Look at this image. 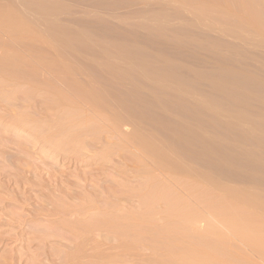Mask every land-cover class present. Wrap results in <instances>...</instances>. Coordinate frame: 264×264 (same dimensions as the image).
Masks as SVG:
<instances>
[{
  "label": "rangeland",
  "instance_id": "1",
  "mask_svg": "<svg viewBox=\"0 0 264 264\" xmlns=\"http://www.w3.org/2000/svg\"><path fill=\"white\" fill-rule=\"evenodd\" d=\"M39 4L41 6H39ZM49 5H51V7ZM33 6L36 8H34ZM2 7H4L5 9H11L10 11H14L16 15L18 14L19 17L21 16L23 20L26 17V20L24 21H27V23L31 21L32 25L39 24L37 26H31L35 29L37 28L36 30L38 31L40 30L41 34H44V29L46 33V31L49 30L47 26L51 25L50 31L52 32V35H49L50 31H48L49 33H47L48 38H54H51V40L53 41H56L55 38L57 37H59L58 39H60L62 35V38L68 39L67 46H61L62 44L66 45L65 42L67 40L65 41V39H60L61 41L64 40V43L58 41V44L56 43L57 47H55L57 48V50L52 49L53 52L50 51V47L49 51L46 50L47 48L45 49V47L48 46H45L44 43H42L43 47L41 48L40 45L42 44H38V46L34 41L36 43L34 44L35 47L37 46V49L35 51L36 53L39 52V54L37 53L39 57H44L48 54L46 57L49 59L61 58L67 63L70 68H72L71 66L73 65L74 70L72 68L73 72L71 71L73 74V78H71V75H68L71 79L68 78V76H63L67 73H64L62 74V76H60L62 72H58L61 71L59 70L61 68L58 67L59 64H57L56 62L55 64H57L58 66L55 65V70H53V66L52 71L55 72L58 69L59 71L56 72L59 75H57L56 73L54 74V72L52 71L49 72V70H51V67H48V69H50L47 70L45 64L38 65L37 62H35L37 61V57H35L37 56V54H35L34 46L32 45L34 42L30 44V42L28 43V40H26V42L22 44V46L20 42L23 43L25 40L18 42L13 40L14 43H12L11 41L8 42L11 39V36L8 35L10 37L7 38L6 36L8 33L5 32V36L2 34L4 32L0 33L2 35L0 36H4L3 38L6 39L5 40L2 38L3 40H0V44L2 43L4 49L8 47L6 49L7 51L11 49L7 52L0 45V63H2L0 64V67L1 71H5L4 73L6 75V78L4 79V75L0 72V81H2L0 84V264H82V262L84 264H89L88 262L90 261L88 258H86V260H84V258L82 261V259H80V257H78L77 255L81 256L83 254L84 256V254L87 253L85 254L86 256L88 254L91 255L94 253H102V256L103 254H107L108 256H105L109 257L113 252H115L114 250L112 251L108 249L109 243L112 245H116L118 244V242L112 239V235L110 236V238L115 242L112 243L110 239H107L108 236L106 235L108 233L104 231V233L102 231L93 233L95 230L88 231V226H90L89 224H91H88V222H90L92 219L95 220L97 218L100 220L102 217L101 215H103L102 212L108 213L111 219V217H113L114 215L111 216L110 214H114L117 209L119 211L117 212L120 215L116 212L114 217L118 215H124L125 217V215L128 214H136V212H138L143 206L145 208L143 202H145L146 200L144 201L145 198L143 197L147 196V199H151V197L148 198V195L144 193L150 192L149 196H151L153 193L151 191H157L154 188L157 189L159 186L160 187L158 188V191L161 190L160 192L164 193V189H166L165 191L167 192V196L170 192H174V194L172 193V195H169L167 198L170 197L172 198V200H174L176 196H180V200L182 198L184 202L188 201L187 203L192 204L191 206H195L194 209L200 208V210H202L201 213L203 212L205 216L206 214L207 216L209 215V210L203 211V208L199 207L203 204V201H206L208 199L207 202H210L212 199H214L211 203H216L215 205H212L209 202L208 203L210 204L209 207L215 208L217 203H221V201L225 200L224 206L218 204L216 208H221L222 206H230L232 208H235L236 205V210H234L237 211L238 205H240L242 207H239L238 210H240L241 213H245L243 214L244 216H246L247 213H250V211H248V208H250L251 212L253 213H250V215L252 214L251 216H254L255 219H257L255 217L257 216L260 222L263 223L264 220L262 221V219H264V215L262 211H264V205H261L264 204V0H0V9ZM38 7L39 9H37ZM40 9H48L47 11L44 10L43 13H47L50 10H54L56 11V13L54 11H50L51 14L49 12V14H41L38 11ZM1 10L4 9L2 8ZM22 15H24L25 17H22ZM28 16L31 17L29 18ZM48 21H50L51 23ZM55 21L57 24L55 23ZM40 23L46 24L43 26ZM53 24L56 26V28H54L55 26ZM57 25L59 30H63L65 28L64 32L67 34L64 35L65 33L63 34V31H59L60 34L62 33L60 36V34L55 30L57 29ZM41 26L43 27L41 28ZM52 27L54 29H52ZM70 27H72L71 29L73 31L69 29ZM47 28L48 30H46ZM74 29L76 31H74ZM53 30L56 35L53 34ZM47 33L46 35L44 34L45 37H47ZM68 33L71 36H68ZM77 33L80 37L76 36ZM72 34H74V37L72 36ZM69 38H71V41L73 39L75 43L73 44V41L71 43ZM77 38H79L80 41ZM74 39H76L77 41ZM90 39L92 40L89 41ZM95 41L96 43L99 42L101 46L98 43L96 44ZM59 42H61L62 44L60 45ZM88 42H91V44ZM3 44H5L6 46ZM29 44L33 46V49L29 47L30 51L27 48L28 46H30ZM72 44L74 45V47ZM114 44H116L117 50H115L116 47ZM58 45L61 46L62 49H58L60 48L58 47ZM110 46H113L114 48H110ZM75 47H77L76 49L78 51L75 49ZM70 48L73 51L70 50ZM54 50L57 51L55 54ZM59 50H61L62 52ZM68 50L71 53L74 52L75 55L73 53L69 54ZM123 50L126 51L124 52ZM127 51L128 53L130 52V54L131 52H133V54H131V56L130 54L127 55ZM28 52L29 56L27 54ZM60 52L61 54L63 53L62 56L65 59L60 56ZM120 52L123 53L121 54ZM134 52L136 55H134ZM103 54H105L106 56ZM114 54L115 56H113ZM12 55H19L22 57L21 59L17 58V61V59L15 58V60ZM137 55L139 58L137 57ZM9 56L13 57V59L17 62L16 63L14 61V63H12H16L19 66H17L18 68L15 67V65L13 66L11 62L9 63L11 66L10 68L8 62L6 63L4 61V59ZM100 56L104 57L102 58ZM129 56L131 57V59H129L128 61ZM29 57H34V59H29ZM22 58H24V60ZM71 58L73 59V61H71ZM105 58L106 60L109 59V61H107L108 65L105 62ZM110 58L112 59V62ZM133 58H136V63L131 62L132 60H134ZM140 59H147V63L144 60H142V62ZM10 60H12V58ZM124 60L128 62H124ZM34 62L39 66L40 69L39 70L37 66L38 70L36 69L37 72L35 75V69L33 68L36 67V64ZM149 62L150 64H148ZM5 63L7 64V66ZM22 63H27V67L30 65L34 72L30 67L26 68V66H24V64L22 65ZM103 63H105V66L103 65ZM125 63H127L128 66ZM134 64H136L137 66H134ZM40 65H42V68H40ZM43 65H45V67ZM131 65L133 66V68H131ZM12 66L15 67L16 70L15 68L12 69ZM112 66H115L116 68ZM117 66H119V68ZM148 66L151 67L148 68ZM6 67H8L9 69ZM129 67L132 71L129 69ZM23 68L24 71H22ZM121 68L122 72L119 71L121 70ZM124 68L128 70L125 71L126 69ZM151 68L154 72L152 73L153 75H151ZM17 69H19V73ZM29 69H31L32 71H30ZM108 70H110V72ZM140 70L144 71V73ZM147 70H149V73H147ZM26 71L30 74L31 77ZM158 71H161L162 73ZM7 72H9L8 75ZM30 72L33 73L31 74ZM117 72L121 73L118 74ZM128 72L129 74L132 73V75H128ZM137 72H139V74H137ZM11 73H14V76L12 74L13 77H15L16 75L18 77L16 76L14 80L13 77L10 76ZM50 73L53 76H56L53 77ZM113 73L117 75L113 77V75H115ZM159 73L163 76H161ZM133 74H135L136 77ZM111 75L113 78L111 77ZM149 75H151V78L149 77ZM165 75L169 77H166ZM50 76H52V78ZM137 76H139L140 79ZM65 77L68 78L69 81L67 79L62 80L65 79ZM16 78H18L19 82ZM127 78L133 81L130 82L129 80H127ZM134 78H137L138 81ZM148 78L151 80H149ZM172 78H174V83L172 82ZM59 79H61L63 82ZM111 79L115 80V82ZM120 79H123V81H120ZM159 79H161L162 81L164 80L163 85H161L162 82L159 84V82L161 81ZM28 80L31 81L29 82ZM100 80L101 82H99ZM139 80H145L146 82H149H140ZM15 81L16 84L14 83ZM43 81L48 82L49 84L52 83L50 85H52L53 87L49 85L50 87H52V89L49 90V86H45L46 83L44 84ZM64 81L67 82L64 83ZM126 81H128V84L126 83ZM150 81H152L153 83ZM166 81L167 85L165 84ZM177 81H180V83ZM12 82L14 83V85ZM139 83L140 85L142 83V85H139V87H137L138 85L136 84ZM2 84L5 85H3L4 89ZM42 84H44V86ZM70 84L74 87L70 86ZM89 84L95 85V87L91 86L90 88H94L92 90H95L98 97L101 93L99 97L100 99H97L99 104L104 105V107L106 106L107 111L109 110V112H111V110L115 111V115L114 112H112L114 118H117L116 115H120L121 117L119 116L120 118L118 117L119 119H117V121L122 118V124L120 121L116 122V120L114 119H112L114 121L111 122V119L107 118V116L104 115L105 113L101 114L93 111V107L89 105L90 103H88L89 101L86 98V93L89 90L90 86ZM56 86L58 89L56 88ZM148 86L150 87V89ZM166 86H169L170 89ZM173 86L175 87L174 89ZM178 86L180 88H178ZM9 87H11L12 90ZM19 87H21L22 89ZM59 87H61L60 92H62L61 89L63 88L64 93L66 94H62H64L71 103L66 102L67 100L65 102H61V104V100H59V103H57L58 97L56 98L54 91L59 90ZM127 87L133 89H129ZM141 87H145L146 89L143 88L141 90ZM15 88L17 90H15ZM69 88L73 89L68 91ZM171 89L174 91V93ZM2 90L4 91V93ZM20 90L22 92L24 91L25 93H20ZM46 90H49V92H46ZM51 90L53 94L50 93ZM119 90H121V92ZM8 91H11V93H9ZM147 91H149L150 93ZM154 91L156 94L154 93ZM166 92H170V94H166ZM49 93L51 95V99ZM122 93L124 94V96ZM10 94L14 99H10V97H12ZM117 94H121L122 96H117ZM134 94L136 96H139L136 97ZM175 94L178 96H176ZM81 95H84L83 97H85L84 100L86 99V102L83 101V98H80L82 97ZM173 95L175 97L174 99ZM182 95L185 96V99H183ZM167 96L168 98H166ZM79 98L81 100H79ZM124 100L127 101L124 102ZM135 100L140 101H138V103L135 102ZM197 100H199L200 103H198L199 101ZM202 100L204 102H201ZM79 101H83L81 102L82 104ZM65 103L71 105H66ZM130 103H134L133 106L136 109H134V107ZM152 103L154 105H152ZM156 103H158V106L155 105ZM135 104H137V106ZM159 104H161L160 107ZM130 105L133 108H131ZM205 105H207V108ZM117 106L118 109H116ZM154 106H157L158 108L156 107L155 109ZM200 107L203 109V111ZM203 107L206 109H204ZM88 108H92L91 114V111ZM160 108H163L164 110H161ZM78 112L83 114V116L81 117H85L89 122L95 120L93 121L95 124L92 123L94 125L89 124L90 127L93 126L92 129L87 128L88 126L85 127L82 125V129H84L82 130V135L80 134L81 130L75 127H78L81 124L78 122V114H80ZM63 113H65V115ZM68 113L70 114V116L66 115ZM96 114H100L99 116L103 120H101V118ZM70 118H72V120ZM105 118H107V120ZM195 119L198 122L195 121ZM142 120L145 121L143 122ZM141 121L142 123H140ZM118 123L119 125H117ZM128 123L130 125H126ZM192 123L194 125L196 124V127L193 126ZM199 123H203V125H200ZM71 124H73L74 126L71 127ZM198 124L201 128L198 126ZM183 125L188 126L184 127ZM68 126L70 130L68 129ZM114 126H117V129ZM180 126H182L183 128ZM202 126H204L207 131L203 130L204 127ZM42 127L43 131L41 129ZM55 127L60 128V130L56 129ZM122 127H124V129ZM192 127L197 128L198 130L200 129L199 132L197 129V131H195L194 129L193 131L191 129ZM61 128L63 129L61 130ZM73 128L75 131L73 130ZM112 128L119 131H114L112 130ZM120 128H122V130H120ZM187 128L189 129L187 130ZM44 130L46 132H44ZM201 130L206 131L207 133H205L204 135V132L200 133ZM60 131H62L63 133L60 134ZM91 131L92 133H90ZM94 131L95 133H93ZM189 131L190 133H188ZM124 133L126 135L132 134V136H135H129L132 137L131 139L136 138V140H132L134 142L136 141L135 143H132L133 145L135 144V146H132L130 142L131 139L128 137V135H125L124 137ZM193 133H196V135H193ZM79 135H81L82 137ZM83 135L85 138H83ZM183 135L186 139L182 137ZM138 136L141 137L142 140L146 138L149 141L151 140L150 142L145 140L150 146L149 151L152 149V146H154L152 151H150L151 155L152 152L153 154L156 153V147L159 148V145H162L158 150L163 149L165 152L162 150V153H168V156H165L167 154H162V159L165 158V160L159 159L161 158L159 157L161 156V154L157 156L158 152L160 151H157V154L153 155L157 156L154 157L158 160H156L157 162L155 161V159H153V156H151L152 159H150L151 157L148 156L150 154L149 151L147 156L144 155L146 151H144L142 144H138L137 141H141V139L137 140L139 138ZM187 136H189L190 138ZM199 136H201L200 139ZM118 138L120 139L118 140ZM201 138H203V140ZM204 138L207 140H204ZM126 139H128L129 142H127ZM152 139L154 140L153 144ZM182 139H185V141H183ZM190 140L192 143L188 142ZM198 140H201L200 142L203 141L202 143L204 144L200 143ZM121 141L125 144H123ZM163 142H167V147L165 146V143L163 144ZM194 143H200V145L196 144L198 148ZM121 144H123L124 146H129L130 148H122L123 145ZM136 144L138 148H140V151L137 150L138 148ZM168 144L171 146V148ZM206 144H208V146ZM188 145L190 146V148H188ZM201 145H204L206 147H202ZM110 147H113V150H111ZM141 148L143 150H141ZM193 148H196L197 150H194ZM190 149L196 152H191ZM141 151L144 152L139 154V152ZM187 151L189 152L188 157L190 158V160L192 159L191 161L187 160V156V158H185L184 156L185 154L187 155ZM135 152L138 154L137 156L139 159L141 155L143 156V159H140V161L142 160V162L138 161L139 159L137 158ZM202 152L206 154H203ZM199 153L202 154L200 155ZM133 154L135 155V157ZM174 154H180L178 155L180 157H178L177 155L176 157L174 156ZM193 154L194 156H196L193 157ZM167 158L168 160L169 158H171L169 162ZM195 158L198 160H196ZM202 160L206 163H204ZM151 161L153 164L151 163ZM164 161H166L167 163H165ZM171 161L173 164H171ZM195 161L197 162V165ZM201 161L203 162V164H201ZM161 162H164V166L171 164V171H174V169L176 170V172H173L175 175L169 174L171 173V171H165L167 174L163 172V170L166 168H163L164 166ZM191 162H193L192 164H194L195 166L192 165ZM143 163H146V165H144ZM157 163L160 166L162 165L163 167H158ZM147 164H151V167ZM175 164H178L180 166H177ZM186 164L190 166L188 167ZM198 164L200 165V167H202H197L199 166ZM139 165L141 167L145 166V169L147 168V171H142V169L144 168H141ZM172 166L175 167L172 168ZM139 167L141 169H139L137 172V169ZM156 167L159 169H157ZM182 167H184L186 170H184V168ZM203 167L204 169H202ZM178 168H181V170L184 171H189L190 173H192L191 175H196L193 176L194 178L192 180L189 178V180H186L183 176L184 180L180 178V181L178 179L180 176H182L181 174L184 171L181 172L178 170ZM188 168H190V170ZM194 168H196V170ZM193 169L195 171H193ZM199 169H202L203 171L205 169H208V173L207 171H204V173H202L203 171H199ZM141 171H145V174H141ZM150 171H152L153 173ZM147 172L151 173L152 176L155 175L153 176L152 180L148 178V176L150 175H148ZM198 172H201V175ZM207 174L209 175V178H207ZM140 175L148 176L140 177ZM197 175L200 179H202V181L203 179L205 180L207 178L203 182V184L206 183L209 187L206 184L205 185L207 187L204 186ZM158 176H160V178ZM173 176H175L174 179H172ZM212 176L216 178L215 181L218 183H214V179ZM142 177L145 182L141 180ZM146 178L150 181H148ZM134 179L136 180V182L134 181ZM175 179H177L178 181ZM198 179L199 181H197ZM221 179L222 183L220 182ZM171 180L173 182H176L173 183ZM194 180H196V183H198L199 185L194 183ZM207 180L210 183H208ZM137 181L139 182L137 183ZM192 182L196 189L194 186H191ZM211 182L213 183L211 184ZM143 183H146V185L150 183V187H153L152 189L154 190H152L149 185H147L149 189H151L149 190L148 187L145 185L147 187L146 188ZM177 183L180 185L183 184L184 186H179ZM219 183L223 185L220 184V186ZM154 184L156 185L155 187ZM158 184L159 186H157ZM217 184L220 186V188L219 186H217ZM231 184L232 187L229 186ZM213 185L215 187H213ZM224 185H227V189L226 187H223ZM201 186H204V188L206 187V189L202 187L203 191L206 190V193L205 191H202ZM211 186L213 189L211 188ZM129 187H132V189H129ZM138 187H141L142 189L146 188V190H149V192L145 190L144 193H142L143 190L141 188V190L138 189ZM161 187L165 188L162 189ZM183 187L186 189H184ZM191 187H193L195 190ZM198 187L199 190L197 189ZM128 189L131 191L134 189L135 191L133 190L134 192L132 191V193ZM167 189H169L170 192L167 191ZM127 190L128 192H126ZM196 190L198 192H195ZM224 190L226 192L229 191L227 192L229 194H225ZM231 190L234 194L230 192ZM190 191L192 192V195L194 194V192L195 194H197L196 196L195 194L193 195L195 196V199L192 197ZM125 192L127 194L132 193V195H126ZM237 193L241 197L242 202H238L241 201L240 198H238V201H235L234 198L228 200V198H230V196L232 195L234 196L236 194L237 196ZM260 193L261 195H263L261 196ZM206 194L208 195L204 196ZM255 194H258L261 197H258V195ZM197 196L199 197V199ZM242 196L244 197V200ZM250 196L253 198L254 202H252L253 200L250 198ZM253 196H256V199H254ZM131 197H134L133 200ZM201 197L202 199H204L205 197V199L202 200L200 199ZM162 198L164 199V197ZM179 198H177V200H179ZM249 198L250 201L252 200V203L249 201ZM218 199H221V201ZM102 200H107L109 203ZM195 200H197V203L199 202L198 205ZM200 200H202L201 204ZM230 200H234V202L232 201L233 203L231 202L232 205L234 204L233 206L230 205ZM256 200L258 201L256 202ZM140 201H142L143 204ZM90 202H92V205L94 203V207H92V205H89ZM159 202H161L160 205H163L164 207H166V204L164 203H168L166 201L164 202V200H161ZM226 202L230 204L226 205ZM255 202L256 204H259V202H261L259 204V207L258 204H253ZM98 203L101 205H99ZM104 203H106L107 205L109 204L108 208L106 205H104ZM239 203H246L243 204L245 207ZM249 203L252 205H247ZM115 204V208H112L114 206L111 205ZM138 204H140L139 207L142 206L139 210ZM117 205H119L118 207H120L121 209L117 208ZM156 205H158V203L155 204V207ZM160 205H158L159 209L158 206L156 207L158 209V213L159 210L161 211L162 209V206ZM88 206L90 208H87ZM98 206H101L100 210ZM79 208L81 210H79ZM91 208L93 210H91ZM82 209L84 212L82 211ZM133 209H136L137 211L135 212L133 211ZM165 209L163 208L162 210L165 211ZM253 209L256 210L257 213H255ZM111 210L115 211H113L112 213ZM234 210L233 212H235ZM260 211L262 212L263 216L260 214ZM160 213L155 217H158V220L156 221H159L160 218L163 220L161 222L160 219V221L158 222L159 225H162L163 223L165 224V222L168 220L166 219L168 218V215L166 216V214L168 213L167 211L166 214ZM105 215L107 214H104L103 217H105L104 219L107 220ZM251 216L248 215L247 217ZM261 216L262 218H259ZM163 217H165L166 219L165 222ZM258 219L256 220V222H258ZM168 222L169 221H167L166 224ZM202 223L203 222L198 224L199 228L201 230L204 229L202 231H205L208 224H205V221L203 224ZM85 226L87 228L86 233H84L83 230ZM199 228L198 231H200ZM77 229L79 231H77ZM263 229L264 227H262V230ZM98 232L99 235H95L98 234ZM225 232H227V234H225L229 237L231 233L227 230ZM82 234L84 235L82 236ZM100 234L102 235V237ZM80 235L82 236V238ZM87 236L89 238H87ZM233 237L234 236L232 235L229 237L232 238V241H234L232 242L230 239V244H227V246H230L232 243L236 242L231 245V249L233 248L232 250L237 251L239 249L241 250V252L239 250L240 255L239 260H237V264H239V262L240 264H264V253H261L264 252V250H257L256 246L255 248L252 245H249L247 243L245 244V241L243 242V239H241L240 241V238L237 239ZM82 240H84V242ZM79 246L81 247V249ZM237 247L238 249H236ZM93 248L94 252L92 251ZM85 249L87 252L85 251ZM105 249L106 251H108V253L110 252V255L105 251ZM116 253H118L117 250L115 253H113L112 256H114V254Z\"/></svg>",
  "mask_w": 264,
  "mask_h": 264
},
{
  "label": "bare ground",
  "instance_id": "2",
  "mask_svg": "<svg viewBox=\"0 0 264 264\" xmlns=\"http://www.w3.org/2000/svg\"><path fill=\"white\" fill-rule=\"evenodd\" d=\"M44 4V3H43ZM38 5V4H37ZM45 5V4H44ZM44 5H42V6H44ZM30 6H32V5H30ZM39 6H41L40 4H39ZM50 7H51V5H49ZM34 7V6H33ZM46 7V6H45ZM44 7V8H45ZM50 7H48V8H50ZM4 9V10H1V9ZM1 9H0V33L1 32H4V33H2L4 36H5V32L6 33H8L7 34V38H9L10 36V38L12 39H10L8 42H12V43H14V41H16V42H18V41H24L23 43L22 42H20L21 43V45L22 44H24L25 42H26V40H28L27 42L29 43L30 42V44H32L34 41L37 43H33L32 45L34 46V52H35V54H39V52H37L36 53V47H35V45L34 44H36V45H38V44H42V43H44V45L45 46H48V47H45V49L46 50H48L49 51V47H50V51H52V49H56L57 50V48H55V47H57V45H56V43L58 44V41H61L60 39H65V41L67 42H65V44L66 45H64V44H62L61 42H63V41H61V42H59L60 43V45L61 46H67V44H68V39H66V38H62V36H61V34L59 33V31H63V34L65 33L64 31V29L62 30H59L58 29V25H57V29H55L56 30V32L57 33H59L60 34V39H58L59 37H57V38H55L56 39V41L54 40H51V38L52 37H49L48 38V31H50V27H51V25L49 26H47L48 28H49V30H48V28L46 29V30H48V31H46V33H47V37H45L44 36V34L46 35V33H45V29H44V34L42 33H40V30L38 31V30H36L35 28H33L32 26H37V25H39V24H34V22H33V24L34 25H32V23H31V19L30 20H28V21H30V22H28L27 23V21H24V20H26V17L24 16V15H22V17L24 16L25 18H24V20L21 18V16L19 17L18 16V14L16 15V13L14 12V11H10L11 9H5L4 7H2ZM34 8H36V7H34ZM43 8V7H42ZM58 8V7H57ZM37 9H39V7L37 8ZM52 9V8H51ZM45 10V9H44ZM44 10H42V9H40V10H38L39 11V13H41V14H47L48 12L50 13V11H48L47 13L45 12V13H43V11ZM48 10V9H47ZM47 10H45V11H47ZM37 11V10H36ZM42 11V12H41ZM54 11V10H53ZM53 11H51V12H53ZM14 12V13H13ZM55 13H56V11H54ZM58 12V11H57ZM48 13V14H49ZM51 14V13H50ZM54 14V13H53ZM43 16V15H42ZM56 16V15H55ZM58 16V15H57ZM29 17V16H28ZM31 17V16H30ZM29 17V18H30ZM45 17H46V15H45ZM34 18V17H33ZM32 18V19H33ZM49 18V17H48ZM28 19V18H27ZM34 20V19H33ZM40 20V19H39ZM48 20V19H47ZM36 21V20H35ZM38 21V20H37ZM41 21V20H40ZM39 22V21H38ZM37 22V23H38ZM45 22V21H44ZM43 22V23H44ZM48 22H50V21H48ZM54 22V21H53ZM31 23V24H30ZM43 23H40L41 25H45V24H43ZM51 23V22H50ZM55 23H56V21H55ZM57 24V23H56ZM60 24V23H59ZM32 25V26H31ZM54 25V24H53ZM43 26H41V28L43 27ZM55 26V25H54ZM62 26H64V25H62ZM39 28V27H38ZM46 28V27H45ZM54 28H56V26L54 27ZM53 27H52V29H54ZM60 28V27H59ZM63 28V27H62ZM68 28V27H67ZM66 28V29H67ZM72 27H70L69 29L70 30H72L71 29ZM68 31V30H67ZM66 31V32H67ZM73 31V30H72ZM71 31V32H72ZM74 31H76L75 29H74ZM79 32V31H78ZM53 34H55L56 35V33H54V30H53ZM59 34H58V36H59ZM67 33H65L64 35H66ZM81 34V33H80ZM1 35V34H0ZM8 35H10V36H8ZM49 35H52V32L50 31V34ZM82 35V34H81ZM2 36V35H1ZM0 36V40H3V39H5V38H3V37H1ZM68 36H71V35H69V33H68ZM68 36H66V37H68ZM72 36L74 37V34H72ZM76 36H79L78 35V33H77V35ZM53 37H54V35H53ZM56 37V36H55ZM80 37V36H79ZM84 37V36H83ZM3 38V39H2ZM72 38V37H71ZM71 38H69V40L71 41ZM52 39H54V38H52ZM78 40H79V38H77ZM89 39V38H88ZM6 40V39H5ZM14 40V41H13ZM74 40H76V39H74ZM82 40H83V38H82ZM86 40H87V38H86ZM85 40V41H86ZM92 39H90L89 41H91ZM32 41V42H31ZM72 41H73V39H72ZM72 41H71V43H72ZM77 41V40H76ZM80 41V40H79ZM2 42V41H1ZM83 42V41H82ZM19 43V44H20ZM64 43V42H63ZM70 43V42H69ZM75 42L73 41V44H74ZM81 43V42H80ZM85 43V42H84ZM83 43V44H84ZM88 43H90L91 44V42H88ZM93 43V42H92ZM95 43H96V41H95ZM95 43H93L94 45H96L97 43L99 44V42H97L96 44ZM17 44V43H16ZM29 44V45H30ZM72 44V45H73ZM86 44H87V42H86ZM1 45V47L3 48V46H2V43L0 44ZM3 45H5V44H3ZM71 45V44H70ZM76 45H77V43H76ZM75 45V46H76ZM100 45V44H99ZM112 45V44H111ZM115 45V47H116V44H114ZM6 46V45H5ZM4 46V47H5ZM23 46V45H22ZM33 46H28L27 48H28V50L31 48V49H33ZM39 46V45H38ZM61 46H59L58 45V47H60V48H58V49H62L61 48ZM90 46V45H89ZM97 46V45H96ZM101 46V45H100ZM30 47V48H29ZM40 47L42 48L43 47V44L42 45H40ZM73 47H74V45H73ZM91 47V46H90ZM108 47V46H107ZM111 47H113V46H110V48ZM1 48V49H2ZM8 48V47H7ZM7 48H3L4 50H6ZM40 48V49H41ZM66 48V47H65ZM71 48H72V46H71ZM70 48V50H72ZM77 47H75V49H76ZM97 48V47H96ZM103 48V47H102ZM114 48V47H113ZM119 48H120V45H119ZM118 48V49H119ZM121 48H123V47H121ZM2 49V50H3ZM23 49V48H22ZM69 49V48H68ZM74 49V48H73ZM123 49H125V48H123ZM11 50V49H10ZM10 50H8V51H10ZM21 50V49H20ZM28 50H25V51H28ZM77 50V49H76ZM101 50V49H100ZM106 50V49H105ZM104 50V51H105ZM107 50H109V49H107ZM114 50V49H113ZM115 50H117V47H116V49ZM122 50V49H121ZM130 50V49H129ZM128 50V51H129ZM7 51V50H6ZM5 51V52H6ZM7 51V52H8ZM24 51V52H25ZM30 51V50H29ZM33 51V50H32ZM47 51V52H48ZM59 51H61V50H59ZM69 51V50H68ZM73 51V50H72ZM78 51V50H77ZM102 51V50H101ZM119 51V50H118ZM124 51V50H123ZM126 51V50H125ZM124 51V52H125ZM128 51H127V55L128 54H130V52L128 53ZM23 52V51H22ZM42 52V51H41ZM53 52V51H52ZM57 51H55L54 50V54L56 53ZM62 52V51H61ZM61 52L59 53L60 54V56L61 57H63L62 56V54H61ZM97 52V51H96ZM98 52H100V51H98ZM112 52V51H111ZM114 52H117V51H114ZM26 53V52H25ZM71 52L69 51V54H70ZM73 54H74V52H72ZM71 53V54H72ZM95 53V52H94ZM108 53V52H107ZM121 53V52H120ZM123 53V52H122ZM121 53V54H122ZM16 54H18V53H16ZM24 54V53H23ZM28 54V56H29V52L27 53ZM34 54V53H33ZM34 54V55H35ZM38 54H37V56H35V57H37V61H35V62H37V64L39 65V64H45L46 65V69L47 70H49L48 69V67H51V70H49V72L50 71H52V67L54 68L53 70H55V65H57V64H59V66L58 67H60L61 69H59V70H61L60 72H58L59 70L57 69L56 71L58 72V73H61L60 74V76H62V74H66V75H63V76H70L71 75V78H73V74H72V72H73V70H74V66L72 65V63H71V67L73 68V70H72V68H70L68 65H67V63L65 62V61H63L61 58L60 59H55V58H51V59H49V58H47L46 56L48 55H46V53H45V55L46 56H44V57H42L41 56V54H40V56L42 57H39L38 56ZM111 54V53H110ZM116 54V53H115ZM115 54L113 55V56H115ZM131 54H133V52H131ZM131 54H130V56H131ZM75 55V54H74ZM73 55V56H74ZM103 55H105V54H103ZM125 55H126V53H125ZM134 55H136L135 54V52H134ZM13 57H14V59L16 58H20L21 59V57L22 56H19V55H12ZM19 56V57H18ZM26 56V55H25ZM28 56H27V58H28ZM106 56V55H105ZM118 56V55H117ZM129 56V58H128V61H129V59H131V57ZM133 56V55H132ZM140 56V55H139ZM11 56H9V57H7L6 59H4V61L7 63L8 62V64L11 62H13L14 63V61L16 60H14L13 59V57H11L12 58V60H10L11 58H10ZM49 57H51V56H49ZM72 57V56H71ZM100 57H102V56H100ZM104 57V56H103ZM102 57V58H103ZM121 57V56H120ZM134 57V56H133ZM137 57H138V55H137ZM8 58H10V59H8ZM31 57H29V59H30ZM77 58V57H76ZM94 58V57H93ZM116 58V57H115ZM114 58V59H115ZM127 58V57H126ZM139 58V57H138ZM141 58V57H140ZM18 59H17V61H18ZM23 60H24V58H22ZM31 59H34V57H32ZM63 59H65L64 57H63ZM108 59V58H107ZM111 59V58H110ZM113 59V60H114ZM121 59H124V58H121ZM134 59V58H133ZM136 59V58H135ZM135 59L134 60H132L131 62L133 63V62H135ZM35 60H36V58H35ZM105 60H106V58H105ZM116 60V59H115ZM125 60H127V59H125ZM124 60V62H128V61H125ZM137 60H139V59H137ZM141 60V59H140ZM142 60H144V59H142ZM141 60V61H142ZM20 61V60H19ZM34 61V60H33ZM71 61H73V59L71 58ZM107 61H109V59L108 60H106L105 62H106V64H107ZM145 62L147 61V59L146 60H144ZM16 62V61H15ZM21 62V61H20ZM20 62H19V65H20ZM34 62V63H35ZM57 62V64H55ZM76 62V61H75ZM111 62H112V59H111ZM123 62V63H124ZM138 62V61H137ZM143 62V61H142ZM5 63V64H6ZM12 63V64H13ZM17 63V62H16ZM13 64V66L15 65V67H17L18 65L17 64ZM109 63V62H108ZM136 63V62H135ZM147 63V62H146ZM0 64H2V63H0ZM5 64H4V66H5ZM11 64V65H12ZM24 63H22V65H23ZM27 64V63H26ZM26 64H24V66H26V68H28V67H30V65L27 67V65ZM36 64V63H35ZM36 64V67L35 68H33V69H35V73H34V75L36 74V69H37V65ZM54 64V65H53ZM105 63H103V65H104ZM112 64H114V63H112ZM111 64V65H112ZM125 64H127V63H125ZM131 64V63H130ZM144 64V63H143ZM148 64H150V62L148 63ZM21 65V66H22ZM45 65H43L44 67H45ZM108 65V64H107ZM136 64H134V66H135ZM140 65H141V63H140ZM6 66H7V64H6ZM12 66V69L13 68H15V67H13ZM41 67L40 68H42V65H40ZM105 66V65H104ZM127 66H128V64H127ZM137 66V65H136ZM143 66V65H142ZM9 67L11 68V66H10V64H9ZM19 67V66H18ZM17 67V68H18ZM43 67V68H44ZM109 67H110V65H109ZM108 67V68H109ZM112 67H115V66H112ZM118 68H119V66H117ZM122 67V66H121ZM126 67V66H125ZM141 67V66H140ZM151 67V66H150ZM149 66H148V68H150ZM5 68V67H4ZM6 68H8V67H6ZM25 68V67H24ZM24 68H23V70L22 71H24ZM31 69H32V67H30ZM116 68V67H115ZM128 68V67H127ZM131 68H133V66L131 65ZM135 68H137V67H135ZM148 68H146V69H148ZM9 69V68H8ZM31 69H29L30 71H32ZM38 69H39V66H38ZM37 69V70H38ZM124 69H126V68H124ZM129 69H130V67H129ZM138 69H139V66H138ZM143 69H144V67H143ZM142 69V70H143ZM15 70H16V68H15ZM15 70H12V71H15ZM18 70V73H19V69H17ZM40 70V69H39ZM44 70H45V68H44ZM104 70V69H103ZM106 70V69H105ZM114 70V69H113ZM119 70V69H118ZM128 69H126L125 71H127ZM131 70V69H130ZM130 70H129V72H130ZM142 70H140V71H142ZM150 70H152V68L150 69ZM28 71V70H27ZM26 71V72H27ZM43 71V70H42ZM46 71V70H45ZM54 72V71H52V72H54V74L56 73L57 74V72ZM72 71V72H71ZM109 72H110V70H108ZM119 71H121L122 72V68H121V70H119ZM132 71V70H131ZM138 71V70H137ZM149 70H147V73H149L148 72ZM156 71V70H155ZM0 72H1V74H3L4 75V79L6 78L5 76V71H1V67H0ZM11 72V71H10ZM33 72H34V70H33ZM32 72V73H33ZM114 72V71H113ZM121 72H117L118 74L119 73H121ZM129 72H128V75H132V73H130L129 74ZM143 73H144V71H142ZM158 72H161V71H158ZM8 73L9 72H7V75H8ZM15 73V72H14ZM14 73H11V75L10 76H12V74H13V76H14ZM24 73V72H23ZM28 73V72H27ZM31 73V72H30ZM31 73V74H32ZM47 73V72H46ZM71 73V74H70ZM116 73V72H115ZM115 73H113V74H115ZM123 73H124V70H123ZM147 73H146V75H147ZM152 73H154L153 72V70L151 71V75H153ZM162 73V72H161ZM164 73V72H163ZM20 74H21V72H20ZM26 74V73H25ZM24 74V75H25ZM29 74V73H28ZM51 74V73H50ZM82 74V73H81ZM84 74V73H83ZM126 74V73H125ZM137 74H139V72H137ZM160 74V73H159ZM166 74V73H165ZM16 75V74H15ZM46 75H48V74H46ZM52 75V74H51ZM57 75H59V74H57ZM117 74H115V75H113V77L114 76H116ZM133 75H135V74H133ZM151 75H149V77L151 76ZM157 75H158V73H157ZM156 75V76H157ZM161 76H163L162 74H160ZM12 76V77H13ZM17 76V75H16ZM15 76V77H16ZM29 76H30V74H29ZM33 76V75H32ZM53 76V75H52ZM52 76H50L51 78H52ZM56 76V75H55ZM55 76H53V77H55ZM59 76V77H60ZM68 76V78H70ZM81 76H83V75H81ZM120 76H121V74H120ZM123 76H125V75H123ZM144 76V75H143ZM155 76V75H154ZM166 76V75H165ZM3 77V76H2ZM12 77H10V78H12ZM15 77H13V79L15 78ZM18 77V76H17ZM31 77V76H30ZM37 77V76H36ZM58 77V76H57ZM65 77V79H62V80H68L69 81V79L68 78H66ZM91 77V76H90ZM111 77H112V75H111ZM112 77V78H113ZM131 77V76H130ZM129 77V78H130ZM135 77H136V75H135ZM137 77H139V76H137ZM142 77V76H141ZM160 77V76H159ZM166 77H169V76H166ZM166 77H163V78H166ZM21 78V77H20ZM70 78V79H71ZM116 78V77H115ZM151 78V77H150ZM156 78V77H155ZM2 79V78H1ZM12 79V80H13ZM17 80H18V78H16ZM27 79H29V78H27ZM26 79V80H27ZM35 79H37V78H35ZM56 79V78H55ZM55 79H54V81H55ZM58 79V78H57ZM75 79H78V78H75ZM131 79V78H130ZM132 79H133V77H132ZM134 79H136L137 80V78H134ZM139 79H140V77H139ZM142 79V78H141ZM143 79H144V77H143ZM147 79V78H146ZM149 79V78H148ZM162 79V78H161ZM161 79H159V80H161ZM171 79V78H170ZM7 80H10V79H7ZM6 80V81H7ZM15 80V79H14ZM13 80V81H14ZM16 80V81H17ZM59 80H61V79H59ZM61 80V81H62ZM97 80V79H96ZM111 80H113V79H111ZM127 80H129L128 78H127ZM149 80H151V79H149ZM155 80H158V79H155ZM173 80H174V78H172V82H173ZM16 81L14 82L15 84H16ZM29 82L31 81V80H28ZM45 81V80H44ZM43 81V82H44ZM60 81V82H61ZM72 81V80H71ZM74 81H77V80H74ZM114 82H115V80H113ZM120 81H123V79H120ZM119 81V82H120ZM130 82H132L131 80H129ZM138 81V80H137ZM136 81V82H137ZM140 82L142 81V80H139ZM164 81V80H163ZM163 81L161 80L160 82H159V84L161 83V85H163ZM1 82L2 81H0V84H1ZM5 82V81H4ZM18 82H19V80H18ZM21 82V81H20ZM58 82V81H57ZM63 82V81H62ZM61 82V83H62ZM67 82V81H66ZM65 81H64V83H66ZM73 82V81H72ZM99 82H101V80L99 81ZM128 81H126V83H127ZM135 82V81H134ZM142 82H146L145 80L144 81H142ZM147 82H149V81H147ZM146 82V83H147ZM150 82H152V81H150ZM176 82V81H175ZM177 82H179L180 83V81H177ZM6 83V82H5ZM4 83V84H5ZM10 83V82H9ZM13 83V82H12ZM14 83H13V85H14ZM26 83H28V82H26ZM46 83V84H45ZM48 82H44V84H45V86L47 85V86H49L50 84H52V83H48ZM59 83V82H58ZM58 83H56V84H58ZM87 83V82H86ZM108 83H110V82H108ZM153 83V82H152ZM157 83V82H156ZM174 83V82H173ZM173 83H170V84H173ZM4 84H2V86L4 85ZM7 84V83H6ZM19 84V83H18ZM21 84H23V83H21ZM25 84V83H24ZM31 84V83H30ZM44 84H42L43 86H44ZM73 84V83H72ZM93 84V83H92ZM87 85V86H89V90L87 91V93H86V98H87V100L89 101H87L88 103H90L89 105L90 106H92L93 107V111H95V112H98V113H101V114H104V115H106L107 116V118H109V119H111L110 121L112 122V121H114V120H116V122H118V121H120L121 122V124H122V118L120 119V120H118L117 121V119H119L120 117L118 116V115H116L117 116V118H114V115H115V111H113V110H111L110 108V110H111V112H109V110L107 111V107L105 106L104 107V105H101V104H99V102H98V100L97 99H100L99 97H100V94H99V97H98V95L96 94V92H95V90H92V89H94V88H90L91 86H94L95 87V85ZM98 84V83H97ZM123 84H125V83H123ZM128 84V83H127ZM130 84V83H129ZM133 84V83H132ZM166 85H167V81H166V83H165ZM164 84V85H165ZM183 84V83H182ZM10 85V84H9ZM29 85V84H28ZM32 85V84H31ZM30 85V86H31ZM54 85V84H53ZM62 85V84H61ZM107 85H109V84H107ZM136 85H138L137 87H139V85H140V83L139 84H136ZM136 85H135V88H136ZM141 85H142V83H141ZM140 85V86H141ZM147 85H149V84H147ZM1 86V85H0ZM5 86V85H4ZM4 86H3V89H4ZM8 86V85H7ZM16 86H18V85H16ZM24 86V85H23ZM25 86H27V85H25ZM50 86H52V85H50ZM49 86V90L50 89H52V87H50ZM64 86V85H63ZM67 86H69V85H67ZM70 86H72L71 84H70ZM121 86V85H120ZM127 86V85H126ZM11 87H12V84H11ZM11 87H9L10 89H11ZM64 87H66V86H64ZM72 87H74V86H72ZM149 87V86H148ZM157 87V86H156ZM166 87H169V86H166ZM172 87V86H171ZM8 88V89H9ZM19 88H21V87H19ZM18 88V89H19ZM44 88V87H43ZM56 88H57V86H56ZM60 88L61 87H59V90H56V91H54V89H53V91H54V93H55V95H56V98L58 97V99H57V103H59V100H61L60 101V104H61V102H65L66 100V102H68V103H71L68 99H67V97L64 95V94H66V93H64V90H63V88L61 89L62 90V92H60ZM67 88V87H66ZM119 88H121V87H119ZM126 88V87H125ZM124 88V89H125ZM127 88H129V87H127ZM143 88H145V87H143ZM142 87H141V90L143 89ZM165 88V87H164ZM175 87L173 86V89H174ZM178 88H180L179 86H178ZM1 89V88H0ZM14 89V88H13ZM22 89V88H21ZM37 89V88H36ZM58 89V88H57ZM71 89H73V88H71ZM70 88L68 89V91L69 90H71ZM129 89H133V88H129ZM146 89V88H145ZM149 89H150V87H149ZM160 89V88H159ZM169 89H170V87H169ZM7 90V89H6ZM12 90V89H11ZM15 90H17L16 88H15ZM25 90V89H24ZM49 90L47 91L46 90V92H49ZM172 90V89H171ZM3 91V90H2ZM120 92H121V90H119ZM118 91V92H119ZM123 91V90H122ZM128 91V90H127ZM136 91V90H135ZM134 91V92H135ZM140 91V90H139ZM152 91V90H151ZM173 91V90H172ZM181 91V90H180ZM9 92V91H8ZM7 92V93H8ZM16 92V91H15ZM22 91L20 90V93H21ZM24 92V91H23ZM22 92V93H23ZM38 92V91H37ZM39 92H40V90H39ZM43 92H45V91H43ZM65 92H67V91H65ZM72 92V91H71ZM70 92V93H71ZM119 92V93H120ZM137 92H138V90H137ZM146 92V91H145ZM147 92H149V91H147ZM157 92V91H156ZM171 92V91H170ZM170 92H166V94H170ZM3 93H4V91H3ZM6 93V94H7ZM9 93H11V91L9 92ZM19 93V92H18ZM19 93V94H20ZM25 93V92H24ZM30 93V92H29ZM51 94H53L52 93V90H51V92H50ZM50 93H49V95H50ZM62 93H64V94H62ZM98 93V92H97ZM144 93V92H143ZM150 93V92H149ZM153 93V92H152ZM154 93H155V91H154ZM164 93H165V90H164ZM173 93H174V91H173ZM0 94H1V92H0ZM13 94V93H12ZM80 94H81V92H80ZM123 94V93H122ZM139 94V93H138ZM141 94V93H140ZM156 94V93H155ZM172 94V93H171ZM186 94V93H185ZM11 95V94H10ZM10 95H8V96H10ZM14 95H16V94H14ZM118 95H121V94H117V96ZM131 95V94H130ZM135 95V94H134ZM150 95V94H149ZM158 95H160V94H158ZM164 95V94H163ZM176 95V94H175ZM7 96V95H6ZM5 96V97H6ZM12 96V95H11ZM53 96V95H52ZM82 97H80V98H83V101H85L84 100V98L85 97H83L84 95H81ZM122 96V95H121ZM121 96H119V97H121ZM123 96H124V94H123ZM136 96V95H135ZM137 96H139V95H137ZM136 96V97H137ZM145 96V95H144ZM170 96V95H169ZM172 96V95H171ZM176 96H178V95H176ZM183 96V95H182ZM182 96H181V98H182ZM28 97V96H27ZM31 97H32V95H31ZM64 97H66V98H64ZM102 97V96H101ZM163 97V96H162ZM185 96H183V99H185L184 98ZM8 98V97H7ZM13 98V96L12 97H10V99H12ZM30 98V97H29ZM54 98V97H53ZM79 98V100H81ZM118 98V97H117ZM130 98V97H129ZM132 98V97H131ZM140 98H141V96H140ZM139 98V99H140ZM166 98H168V96L166 97ZM175 97H174V95H173V99H174ZM179 98H180V96H179ZM188 98V97H187ZM186 98V99H187ZM14 99V98H13ZM50 99H51V95H50ZM70 99V98H69ZM115 99V98H114ZM122 99V98H121ZM120 99V100H121ZM170 99H171V97H170ZM202 99V98H201ZM201 99H199V100H201ZM205 99V98H204ZM71 100V99H70ZM119 100V101H120ZM130 100H132V99H130ZM182 100V99H181ZM199 100H197V101H199ZM52 101V100H51ZM83 101H81V102H83ZM125 101H127V100H124V102ZM134 101V100H133ZM132 101V102H133ZM138 101H140V100H138ZM138 101H136L135 100V102H138ZM167 101V100H166ZM183 101H185V100H183ZM53 102V101H52ZM51 102V103H52ZM80 102V101H79ZM80 102V103H81ZM86 102V101H85ZM161 102V101H160ZM201 102H204L203 100L201 101ZM116 103H117V101H116ZM139 103V102H138ZM198 103H200V101L198 102ZM56 104V103H55ZM66 105H71V104H67V103H65ZM82 104V103H81ZM85 104V103H84ZM126 104V103H125ZM131 104V103H130ZM134 104V103H133ZM133 104H131L132 106H133ZM158 103H156L155 105H157ZM203 104V103H202ZM205 104H206V102H205ZM62 105H64V104H62ZM65 105V106H66ZM88 105V106H89ZM116 105H118V104H116ZM120 105V104H119ZM130 105V106H131ZM136 106H137V104H135ZM152 105H154L153 103H152ZM151 105V106H152ZM160 105L161 104H159V107H160ZM200 105V104H199ZM204 105V104H203ZM123 106V105H122ZM131 106V108H133ZM158 106V105H157ZM156 106V107H157ZM201 106V105H200ZM206 106V108H207V105H205ZM60 107H62V106H60ZM68 107V106H67ZM121 107V106H120ZM125 107H126V105H125ZM153 107V106H152ZM155 107V106H154ZM156 107H155V109H156ZM161 107H164V106H161ZM198 107V106H197ZM196 107V108H197ZM53 108V107H52ZM87 108V107H86ZM105 108H106V111H105ZM158 108V107H157ZM167 108V107H166ZM201 108V107H200ZM204 108V107H203ZM206 108H204V109H206ZM88 109H90V108H88ZM116 109H118V106H117V108ZM125 109V108H124ZM124 109H123V111H124ZM134 109H136L135 107H134ZM161 110H164L163 108H160ZM193 109H194V107H193ZM202 109V108H201ZM62 110H63V108H62ZM122 110V109H121ZM79 111V110H78ZM90 114L92 113V108L90 109ZM116 111H118V110H116ZM132 111V110H131ZM196 111V110H195ZM198 111V110H197ZM202 111H203V109H202ZM206 111V110H205ZM62 112V111H61ZM110 114H109V113ZM112 112H114V115L112 114ZM133 112V111H132ZM67 113V112H66ZM78 113H80V112H78ZM89 113V112H88ZM118 113V112H117ZM122 113V112H121ZM196 113V112H195ZM200 113V112H199ZM64 115H65V113H63ZM112 114V115H111ZM129 114V113H128ZM198 114V113H197ZM196 114V115H197ZM201 114V113H200ZM204 114H205V112H204ZM67 116H70V114L68 113V114H66ZM79 116V119H78V122L79 123H81L80 125H79V123H78V127L77 126H75L76 128H79L80 130H81V132H80V134L82 133V130H84V129H82L83 127H82V125L83 126H88L87 128H93V126L92 125H94L95 123L93 122V121H95V120H93L92 122H89V121H87V119L85 118V117H81V116H83V114H78ZM97 115V114H96ZM100 115V114H99ZM99 115H97L98 117H100ZM121 115H123V114H121ZM131 115H133V114H131ZM130 115V116H131ZM91 116H94V115H91ZM140 116V115H139ZM119 117V118H118ZM123 117V116H122ZM141 117V116H140ZM143 117V116H142ZM202 117V116H201ZM101 118V117H100ZM107 118H105L106 120H107ZM196 118V117H195ZM204 118V117H203ZM71 120H72V118H70ZM112 119H114V120H112ZM124 119H126V118H124ZM197 119V118H196ZM195 119V121H197ZM100 120V119H99ZM101 120H103L102 118H101ZM138 120H140V119H138ZM190 120V119H189ZM192 120H194V119H192ZM199 120V119H198ZM143 122L145 121V120H142ZM142 121L140 122V123H142ZM184 121V120H183ZM182 121V122H183ZM191 121V120H190ZM194 121V122H195ZM109 122V121H108ZM107 122V123H108ZM116 122H115V125H116ZM151 122V121H150ZM187 122V121H186ZM198 122V121H197ZM199 122H201V121H199ZM92 123H94V124H92ZM125 123H127V122H125ZM204 123V122H203ZM203 123H201L202 125H203ZM89 124H92L91 126L92 127H90V125ZM109 124V123H108ZM112 124V123H111ZM113 124H114V122H113ZM139 124V123H138ZM185 124V123H184ZM193 124V123H192ZM200 124V123H199ZM199 124H198V126H199ZM200 124V125H201ZM76 125V124H75ZM117 125H119V123L117 124ZM123 125H124V122H123ZM126 125H130L129 123L128 124H126ZM125 125V126H126ZM196 125V124H195ZM194 124H193V126H195ZM58 126V125H57ZM71 127L72 126H74L73 124H71L70 125ZM96 126V125H95ZM112 126V125H111ZM141 126V125H140ZM184 127H186V126H188V125H183ZM205 126V125H204ZM204 126H202V127H204ZM59 127H61V126H59ZM74 127V128H75ZM81 127V128H80ZM84 127V128H85ZM115 127V126H114ZM117 127V126H116ZM115 127V128H116ZM120 127V126H119ZM180 127H182V126H180ZM190 127H191V125H190ZM196 127V126H195ZM200 127V126H199ZM56 128V127H55ZM74 128H73V130H74ZM75 128V129H76ZM87 128H86V130H87ZM123 129H124V127H122ZM122 128H120V130H122ZM183 128V127H182ZM201 128V127H200ZM42 129V131H43V127L41 128ZM45 129V128H44ZM56 129H58V130H60V128H56ZM63 128H61V130H62ZM68 129H69V126H68ZM117 129V128H116ZM186 129V128H185ZM189 128H187V130H188ZM192 130L194 129L195 131H197L198 129L197 128H191ZM197 129V130H196ZM70 130V129H69ZM72 130V129H71ZM72 130V131H73ZM79 130V131H80ZM94 130H96V129H94ZM112 130H114L113 128H112ZM127 130H129V129H127ZM184 130V129H183ZM193 130V131H194ZM200 130V129H199ZM199 130H198V132H199ZM203 130H206L205 129V127L203 128ZM75 131V130H74ZM114 131H119V130H114ZM134 131V130H133ZM207 131V130H206ZM206 131H202L201 130V132L200 133H203L204 135H205V133H207ZM44 132H46L45 130H44ZM85 132V131H84ZM111 132V131H110ZM125 132V131H124ZM136 132V131H135ZM184 132V131H183ZM60 134L61 133H63L62 131H60L59 132ZM88 133H89V130H88ZM90 133H92V131L90 132ZM93 133H95V131L93 132ZM116 133V132H115ZM187 133V132H186ZM188 133H190V131L188 132ZM192 133V132H191ZM75 134V133H74ZM83 134V133H82ZM81 134V135H82ZM142 134V133H141ZM76 135V134H75ZM81 135H79V136H81ZM86 135V134H85ZM89 135V134H88ZM125 133H124V137H125ZM128 135V137L131 135L132 136V134H127ZM126 135V136H127ZM138 135V134H137ZM182 135V134H181ZM185 135V134H184ZM184 135L182 136V137H184ZM191 135V134H190ZM193 135H196V133L194 134L193 133ZM203 135V136H204ZM57 136V135H56ZM79 136H78V138H79ZM118 136V135H117ZM123 136V135H122ZM134 136V135H133ZM132 136V137H133ZM139 136H140V134H139ZM138 136V137H139ZM143 136H144V134H143ZM186 136V135H185ZM192 136V135H191ZM202 136V137H203ZM82 137V136H81ZM87 137V136H86ZM132 137H129L130 139L132 138ZM135 137V136H134ZM137 137V138H138ZM177 137V136H176ZM187 137H189V136H187ZM193 137V136H192ZM191 137V138H192ZM195 137V136H194ZM198 137V136H197ZM200 137L201 136H199V139H200ZM205 137V136H204ZM206 137H207V135H206ZM83 138H85L84 137V135H83ZM82 138V139H83ZM127 138V137H126ZM150 138V137H149ZM148 138V139H149ZM181 138V137H180ZM185 138V137H184ZM190 138V137H189ZM188 138V139H189ZM120 138H118V140H119ZM136 140V138H133V139H131L130 140V142H131V144L134 142V141H132V140ZM141 139V141L139 142V141H137L138 142V144L140 145V144H142V146H143V148H144V151H146L145 153H144V155H146L147 156V154H148V151H149V144L147 143V141L148 142H150L149 140H147V138L146 139H143L142 140V138L141 137H139L137 140H140ZM151 139V138H150ZM186 139V138H185ZM185 139L183 140V141H185ZM187 139V140H188ZM196 139V138H195ZM202 140H203V138H201ZM207 139H208V137H207ZM207 139H205L204 138V140H207ZM122 140V139H121ZM145 140H147V141H145ZM153 140V139H152ZM186 140V141H187ZM126 141L127 142H129L128 141V139H126ZM199 141V140H198ZM197 141V142H198ZM201 141V140H200ZM199 141V142H200ZM120 142V141H119ZM122 142V141H121ZM125 142V141H124ZM136 142V141H135ZM134 142V143H135ZM153 142H154V140L152 141V144H153ZM188 142H191V140L190 141H188ZM188 142H185V143H188ZM203 142V141H202ZM202 142H200V143H202ZM205 142V141H204ZM209 142V141H208ZM207 142V143H208ZM123 143V142H122ZM165 143V146H166V143L167 142H163V144ZM169 143V142H168ZM192 143V142H191ZM200 143H198L199 145H200ZM123 144H125V143H123ZM123 144H121V145H123ZM131 144H130V146H131ZM184 144V143H183ZM190 144V143H189ZM195 145L197 144V143H194ZM197 144V145H198ZM202 144H204V143H202ZM128 145V144H127ZM155 145V144H154ZM159 145V144H158ZM169 145V144H168ZM173 145V144H172ZM185 145V144H184ZM191 145V144H190ZM197 145H196V147H197ZM207 146H208V144H206ZM116 146V145H115ZM114 146V147H115ZM132 146H135V144L133 145L132 144ZM136 146H137V144H136ZM157 146V145H156ZM160 146H162V145H159V148H160ZM164 146V147H165ZM170 146V145H169ZM169 146H168V148H169ZM174 146V145H173ZM193 146V145H192ZM192 146H191V148H192ZM202 146V145H201ZM204 146V145H203ZM202 146V147H203ZM119 147V146H118ZM120 147H122V146H120ZM124 147H129V146H124L123 145V147L122 148H124ZM141 147V146H140ZM148 147V148H147ZM167 147V146H166ZM175 147V146H174ZM185 147H187V146H185ZM194 147V146H193ZM204 147H206V146H204ZM113 148V147H112ZM111 147H110V149L111 150H113ZM126 148V149H127ZM130 148V147H129ZM134 148V147H133ZM136 148V147H135ZM137 148H138V146H137ZM136 148V149H137ZM154 148V146H152V149ZM158 147H156L155 148V150H156V153L155 154H157V151H160V152H158V154H157V156L158 155H160L161 154V156H159V157H161V158H159L160 160H165V156H168V153H165V154H167V155H165L164 154V150L163 149H161V150H158L159 149ZM170 148H171V146H170ZM188 148H190V146L188 145ZM198 148V147H197ZM199 148H200V146H199ZM115 149V148H114ZM117 149H119V148H117ZM140 148H138L137 150H139ZM152 149L150 150V151H152ZM165 149V148H164ZM194 149V148H193ZM196 149V148H195ZM194 149V150H195ZM206 149V148H205ZM141 150H143L142 148H141ZM155 150H154V152H155ZM162 150L164 151L163 153H162ZM167 150V149H166ZM172 150V149H171ZM170 150V151H171ZM175 150V149H174ZM174 150H173V152H174ZM191 150V152H193L192 151V149H190ZM197 150V149H196ZM209 150V149H208ZM119 151V150H118ZM140 151V150H139ZM143 151V152H144ZM150 151H149V153H150ZM168 151H169V149H168ZM142 151L141 152H139V154H141V153H143ZM175 152H177V151H175ZM194 152H196V151H194ZM203 152H205V151H203ZM202 152V153H203ZM114 153H115V151H114ZM118 153V152H117ZM136 153V152H135ZM184 153H186V152H184ZM201 153V154H202ZM206 153H207V151H206ZM206 153H203V154H206ZM155 154H153V152H152V155H151V153L148 155L149 157H151V156H153V155H155ZM162 154H164L165 156L163 157L164 159H162ZM170 154V153H169ZM188 154H189V152L187 151V155L185 154L184 156H185V158H187L188 157ZM191 154V153H190ZM195 154V153H194ZM194 154L192 155L193 157H195L194 156ZM200 154V153H199ZM200 154V155H201ZM134 155V154H133ZM138 154L136 153V156H137ZM177 156L178 155H180V154H176ZM175 154H174V156H176ZM198 155V154H197ZM140 156V155H139ZM142 156V155H141ZM140 156V159L142 158L143 159V156L141 157ZM157 156H153V159H155V161L157 160L156 158H154V157H157ZM176 156V157H177ZM187 156V157H186ZM199 156V155H198ZM134 157H135V155H134ZM145 157V156H144ZM178 157H180V156H178ZM205 157V156H204ZM137 158H138V156H137ZM136 158V159H137ZM182 158H184V157H182ZM198 158H200V157H198ZM139 159V158H138ZM137 159V160H138ZM140 159L138 160L139 162H142V160L140 161ZM146 159H147V157H146ZM150 159H152V157L150 158ZM171 158H169V160H170ZM196 159V158H195ZM202 159H203V157H202ZM145 160V159H144ZM143 160V161H144ZM149 160V159H148ZM159 160V161H160ZM167 160H168V158H167ZM169 160H168V162H169ZM184 160H186V159H184ZM183 160V161H184ZM187 160H190V158L188 157V159ZM192 160V159H191ZM190 160V161H191ZM196 160H198V159H196ZM150 161V160H149ZM154 161V162H155ZM158 161V160H157ZM156 161V162H157ZM172 161H173V159H172ZM172 161H171V164H173L172 163ZM189 161V162H190ZM203 161V160H202ZM201 161V164H203V162ZM206 161H207V158H206ZM165 163H167L166 161H164ZM164 162H161L162 164L164 163ZM174 162H176V161H174ZM196 162V161H195ZM194 162V163H195ZM199 162V161H198ZM137 163V162H136ZM149 163V162H148ZM151 163H152V161H151ZM160 163V164H161ZM185 163H186V161H185ZM193 162H191V164H192ZM204 163H206V162H204ZM140 164H142V163H140ZM144 164V163H143ZM153 164V163H152ZM158 164V163H157ZM169 164V163H168ZM171 164H169V165H165L164 166V164H163V168H166V169H164L163 170V172H165V171H171L172 169L170 168L171 166ZM188 164H190V163H188ZM136 165V164H135ZM138 165V164H137ZM144 165H146V163L144 164ZM147 165H149V164H147ZM175 165H177V166H180V165H178V164H175ZM187 165V164H186ZM192 165H194V164H192ZM196 165H197V162H196ZM199 165V164H198ZM206 165V164H205ZM140 166V165H139ZM150 167H151V164L149 165ZM156 166V165H155ZM161 166L158 164V167H160L161 168ZM166 166H169V167H166ZM177 166H176V168H177ZM188 166V165H187ZM187 166H186V168H187ZM190 166V165H189ZM188 166V167H189ZM195 166V165H194ZM138 167V166H137ZM141 167V166H140ZM138 168L137 169V172H138V170L139 169H141V168H144V169H142V171L143 170H146L145 169V166L144 167H141V168ZM153 167V166H152ZM175 167V166H174ZM173 166H172V168H174ZM197 167H200V165L199 166H197ZM202 167V166H201ZM200 167V168H201ZM157 168V167H156ZM182 168H184V167H182ZM157 169H159V168H157ZM189 170H190V168H188ZM192 169V168H191ZM195 170H196V168H194ZM193 169V171H195ZM198 169V168H197ZM202 169H204V167L202 168ZM202 169H199V171L201 170V171H203ZM155 170V169H154ZM153 170V171H154ZM178 170L179 171H184V170H186L185 168H184V170H181V168H178ZM208 170V169H207ZM206 169L204 170V171H207ZM141 171V174L143 173V174H145V171L144 172H142ZM147 171V170H146ZM160 171H161V169H160ZM160 171H158V172H160ZM174 171L176 172V170L174 169ZM174 171H171V173H169V174H174L173 172ZM198 171V170H197ZM204 171L202 172V173H204ZM150 172H152V171H150ZM155 172V171H154ZM157 172V171H156ZM178 172V171H177ZM187 172V173H186ZM189 171H184L181 175L182 176H180L179 177V179L178 180H180V178H182V180H184L183 178L185 177V179L186 180H189V179H193L194 177V175H196V174H194V175H191L192 173H188ZM148 173V175H150V176H152L151 175V173H149V172H147ZM153 173V172H152ZM162 173V172H161ZM166 173V172H165ZM199 173V172H198ZM201 173V172H200ZM199 173V174H200ZM207 173H208V171H207ZM157 174V173H156ZM167 174V173H166ZM211 174V173H210ZM148 175H145L146 177L148 176ZM159 175V174H158ZM175 175V174H174ZM201 175V174H200ZM205 175V174H204ZM141 176H144V175H140V177ZM144 176V177H145ZM150 176H148V178L149 179H151L152 180V178H153V176H155V175H153L152 177H150ZM161 176V175H160ZM160 176H158L159 178H160ZM166 176V175H165ZM168 176V175H167ZM178 176V175H177ZM176 176V177H177ZM184 176V177H183ZM207 178H209V175L207 174ZM211 176V175H210ZM174 177L175 176H173V178L172 179H174ZM196 177V176H195ZM197 177L199 178V176L197 175ZM205 177V176H204ZM213 177V176H212ZM168 178V177H167ZM189 178V179H188ZM206 178V179H207ZM219 178V177H218ZM141 179V178H140ZM147 179V178H146ZM155 179V178H154ZM158 179V178H157ZM171 179V178H170ZM169 179V180H170ZM177 179H175V180H177ZM200 179V178H199ZM199 179L197 180V181H199ZM205 179V180H206ZM213 179H214V183H218V182H216L215 181V177H213ZM213 179H212V181H213ZM220 179V178H219ZM219 179H218V181H219ZM141 180H143V177H142V179ZM148 180V179H147ZM168 180V179H167ZM177 180V181H178ZM201 181H202V179H200ZM204 179H203V181L201 182L202 184H203V182L205 181ZM211 180V179H210ZM134 181L136 182V180L134 179ZM148 181H150V180H148ZM154 181V180H153ZM172 181V180H171ZM181 181V180H180ZM208 181V180H207ZM206 181V182H207ZM139 181H137V183H138ZM143 182H145V180H143ZM159 182V181H158ZM169 182V181H168ZM173 182V181H172ZM174 182H176V181H174ZM173 182V183H174ZM186 182V181H185ZM184 182V183H185ZM220 182L222 183V179L220 180ZM226 182V181H225ZM166 183V182H165ZM172 183V184H173ZM180 183V182H179ZM187 183V182H186ZM189 183V182H188ZM194 183H196V180H194ZM208 183H210L209 181H208ZM213 182H211V184H212ZM221 183H219V185L221 184ZM141 184V183H140ZM144 184V186L146 185V183H143ZM150 183H148L147 185H149ZM155 184H157V183H155ZM154 184V187L156 186ZM162 184V183H161ZM176 184V183H175ZM178 184V183H177ZM182 184V183H181ZM191 184V183H190ZM196 184H198V183H196ZM201 184V185H202ZM206 184V183H205ZM205 184H203L204 186H206ZM226 184V183H225ZM228 184V183H227ZM230 184V183H229ZM146 185V186H147ZM152 185V184H151ZM165 185V184H164ZM179 186H182V185H180V184H178ZM177 185V186H178ZM186 185H188V184H186ZM199 185V184H198ZM218 184H217V186H219ZM221 185H223V184H221ZM220 185V186H221ZM141 186V185H140ZM145 186V187H146ZM157 186H159V184L157 185ZM170 186V185H169ZM174 186V185H173ZM172 186V187H173ZM184 186V185H183ZM191 186H194V184H193V182H192V184H191ZM204 186H201V188L203 187L204 188ZM208 186V185H207ZM206 186V187H207ZM220 186H219V188H220ZM227 185H224L223 187H226ZM230 187H232V184L231 185H229ZM235 186V185H234ZM142 187V186H141ZM141 187H138V189H140ZM148 187V186H147ZM146 187V188H147ZM149 187H150V185H149ZM149 187H148V189H149ZM160 187V186H159ZM158 187V188H159ZM188 187H190V186H188ZM187 187V188H188ZM195 187V186H194ZM200 187V186H199ZM199 187L197 188L198 190H199ZM206 187L204 188V189H206ZM209 187V186H208ZM213 187H215L214 185H213ZM134 188V187H133ZM146 188L145 189H142L143 190V192L142 193H144V191L146 190ZM151 189L153 188V187H150ZM158 188L156 189V188H154L155 190H157V191H151V192H153L152 193V195L151 196H149V190H151V189H149L147 192H149V193H144V194H147L148 195V198H150L151 197V199H147L146 197L147 196H145V197H143V198H145L144 199V201L145 202H143L144 203V205H145V208H144V206L141 208V207H139L140 206V204H138V212H136L137 210L135 209H133V211H135L136 212V214H131V215H125V217H124V215L123 216H119L120 214L118 213L119 211H118V209H117V213L119 214L118 216H116V217H114L115 216V213L114 214H110L111 216L112 215H114L113 217H111V219H110V216L108 215V213H104V212H102L103 213V215L104 214H107V215H105L106 216V218H107V220L106 219H104L105 217H103V215H101L102 217H103V219H102V217H101V219L99 220L97 217V219H95V220H91L90 222H88V224L89 223H91V224H89L90 226H88L89 228H88V231H91V230H95L93 233H97V231H99V232H106V233H108L106 236H108L107 237V239H110L111 240V238H110V236H112L113 235V238L112 239H114V241H117L118 242V244H116V245H112V244H110L109 243V245H108V249H110V250H114L115 252H116V250L118 251V253H116V254H114V256H112L113 255V253H115V252H111L112 253V257L111 256H109V257H106V256H108L107 254H103V256H102V253L101 254H91V255H86L85 256V254H87V253H85L84 254V256H83V254L81 255V256H79V255H77L78 257H80V259H82V261H83V259L84 260H86V258H88L89 259V261L90 262H88L89 264H237V260H239V250L237 251V250H232L231 249V245L232 244H234V243H236V242H234V243H232L230 246L228 245L227 246V244H230V239H231V241H232V238H229L231 235L232 236H234L235 238H240V241H241V239H243V242L246 244H249V245H252V246H256L255 248L258 250H264V232H263V230H262V227H264V225H263V223H264V219H262V221H263V223L262 222H260V220L258 219V217L257 216H255L257 219H258V222H256V220L257 219H255L254 218V216L252 217L251 215L253 214L252 212H251V210H250V208H248L249 210L248 211H250V213H252L251 215H250V213L248 214L249 216H251V217H247L248 215L246 214V216H244L243 214H245V213H241V211L240 210H238L239 209V207H242V206H240V205H238V208H237V211H240V212H237V211H235L236 209V205H235V208H232V207H230V206H228V207H223L225 204H224V201H221V199H218V200H220L221 201V203L219 202V203H217V205L215 206V208H211V207H209V203H211V202H213L212 200H214V199H212L209 203L207 202V200L206 201H203V204L202 205H200L199 207H202L203 208V211H208V213H209V215L207 216V214H206V216H205V214L203 215L202 213H201V211L202 210H200V208L199 209H194L195 208V206L193 205V206H191L192 204H189V203H187L188 201H186V202H184L183 200H182V198H181V200H180V196L178 197V196H176V195H174V196H176L175 197V199L174 200H172V198H167L169 195H172V193L174 194V192L172 191V193L169 191V189H167V191H169L170 193L168 194V196H167V192L165 191L166 189H164V188H162V189H164V193L162 192H160V191H158ZM160 188V189H161ZM167 188H168V186H167ZM171 188V187H170ZM174 188V187H173ZM180 188H182V187H180ZM184 188V187H183ZM191 188H193V187H191ZM203 188H202V191H203ZM211 188H212V186H211ZM222 188V187H221ZM229 188V187H228ZM236 188H237V186H236ZM235 188V189H236ZM129 189H132V187L130 188L129 187ZM128 189V190H129ZM136 189V188H135ZM140 189V190H141ZM154 189H152V190H154ZM184 189H186V188H184ZM194 189V188H193ZM195 189H196V187H195ZM194 189V190H195ZM213 189V188H212ZM225 189V188H224ZM226 189H227V187H226ZM230 189V188H229ZM233 189V188H232ZM239 189V188H238ZM128 190L126 191V192H128ZM134 190V189H133ZM132 190V191H133ZM137 190V189H136ZM139 190V191H140ZM171 190V189H170ZM188 190H191V189H188ZM187 190V191H188ZM210 190V189H209ZM218 190V189H217ZM220 190H222V189H220ZM240 190V189H239ZM129 191H131V190H129ZM131 191V192H132ZM135 191V190H134ZM133 191V192H134ZM138 191V192H139ZM205 191V193H206V190H204ZM203 191V192H204ZM208 191V190H207ZM225 191V190H224ZM125 192V193H126ZM132 192V193H133ZM138 192H136V193H138ZM191 192V191H190ZM195 192H198L197 190L195 191ZM195 192H194V194H195ZM227 192H229V191H227ZM226 191H225V194L227 193ZM230 192H232L233 193V191L231 190ZM243 192V191H242ZM132 193H129V194H131L132 195ZM166 193V194H165ZM189 193V192H188ZM204 193V194H205ZM240 193V192H239ZM244 193V192H243ZM251 193V192H250ZM129 194H127L126 193V195H129ZM141 194V193H140ZM166 196H165V195ZM176 194V193H175ZM183 194V193H182ZM185 194H187V193H185ZM193 194V195H194ZM199 194H200V191H199ZM198 194V195H199ZM201 194H203V193H201ZM209 194V193H208ZM208 194H206V195H204V196H207ZM229 193H227V195H228ZM234 194V193H233ZM259 194V193H258ZM258 194H255V195H258ZM123 195H124V193H123ZM131 195H129V196H131ZM134 195V194H133ZM136 195V194H135ZM139 195V194H138ZM187 195H189V194H187ZM191 195H192V192H191ZM192 195V197L194 198L197 194H195V196H193ZM223 195H224V193H223ZM230 195H232V194H230ZM229 195V196H230ZM241 195H243V194H241ZM245 195V194H244ZM249 195V194H248ZM260 195H261V193H260ZM263 195V194H262ZM261 195V196H262ZM144 196V195H143ZM201 196V195H200ZM203 196V195H202ZM237 196H239V194L237 193ZM236 196V194L233 196H230V198H228V200L229 199H233L234 198V200L235 201H238L239 199L238 198H240V200L241 201H238V202H242V199H241V197L239 196V197H237ZM261 196H259L258 195V197H261ZM140 197V196H139ZM138 197V198H139ZM162 197H164V199L162 198ZM166 197V198H165ZM172 197V196H171ZM191 197V196H190ZM198 197V196H197ZM232 197V198H231ZM243 197V196H242ZM254 197V196H253ZM256 197V196H255ZM254 197V199H256ZM132 198V197H131ZM134 198V197H133ZM133 198H132V200H133ZM137 198V197H136ZM142 198V197H141ZM177 198H179V200H177ZM246 198V197H245ZM250 198L253 200V198L250 196ZM250 198H249V201H250ZM263 198V197H262ZM261 198V199H262ZM166 199V200H165ZM172 201H171V200ZM195 199V198H194ZM193 199V200H194ZM197 199V198H196ZM198 199H199V197H198ZM200 199H202V197L200 198ZM204 199H205V197H204ZM204 199H202V200H204ZM224 199V198H223ZM247 199H248V197H247ZM259 199V198H258ZM264 199V198H263ZM87 200V199H86ZM140 200H142V199H140ZM148 200V201H147ZM161 200H164V202L166 201V202H168V203H164V202H162V203H164V204H166L165 206L166 207H164L163 205H160L161 204V202H159V201H161ZM168 200V201H167ZM192 200V201H193ZM202 200H200V204H201V202H202ZM234 200H232L233 202H234ZM243 200H244V197H243ZM251 200V201H252ZM102 201H107V200H102ZM112 201V200H111ZM110 201V202H111ZM196 201V203H197V200H195ZM199 201V200H198ZM231 200L229 201L230 203L232 202ZM250 201V202H251ZM258 200H256V202H257ZM108 202V201H107ZM141 203H142V201H140ZM139 202V203H140ZM206 202V203H205ZM223 202V203H222ZM232 202V203H233ZM246 202H247V200H246ZM252 202H254V200L252 201ZM251 202V203H252ZM256 202L255 203H253L254 205L256 204ZM262 202V201H261ZM261 202H259V204L261 203ZM86 203H87V201H86ZM92 202H90V204L89 205H92L91 204ZM101 203V202H100ZM109 203V202H108ZM114 203V202H113ZM142 203V204H143ZM156 203H158V205H160V206H162V209L164 208H166L165 209V211H163L161 208V211L159 210V213L161 212V213H164V214H166V211H167V213L168 214H166V216L168 215V218H166V219H168L167 221H169L167 224H166V219H165V217H163L164 218V222H165V224L163 225L162 223V225H159L158 224V222L160 221V216H159V221H156V220H158V217L156 218L155 216H157L159 213H158V209H159V206L158 205H156V207L158 206V209L155 207V204ZM193 203V202H192ZM199 203V202H198ZM198 203H197V205H198ZM208 203V204H207ZM214 203H215V201H214ZM227 203V202H226ZM230 203H227L226 205H228V204H230ZM232 203L230 204V205H232ZM99 204V203H98ZM112 204V203H111ZM118 204V203H117ZM212 205H215V204H213V203H211ZM218 204L220 205H223L221 208H216L217 206H218ZM236 204V203H235ZM239 204H242V203H239ZM243 204H246V203H243ZM242 204V205H243ZM258 204V203H257ZM256 204V205H257ZM259 204H258V207H259ZM85 205V204H84ZM93 205H94V203H93ZM92 205V207H94ZM99 205H101V204H99ZM103 205V204H102ZM104 205H106L107 206V208H108V205L106 204V203H104ZM120 205V204H119ZM119 205H117V208H120V207H118ZM234 205V204H233ZM232 205V206H233ZM247 205H252V204H247ZM264 204H262L261 206H263ZM111 206H114V207H112V208H115V206H116V204L115 205H111ZM110 206V207H111ZM136 206V205H135ZM244 206V205H243ZM99 207V206H98ZM101 207V206H100ZM100 207H99V210H100ZM104 207V206H103ZM109 207V208H110ZM245 207V206H244ZM247 207V206H246ZM251 207H253V206H251ZM264 207V206H263ZM82 208V207H81ZM85 208H86V206H85ZM87 208H90L89 206L87 207ZM95 208H97V207H95ZM105 208V207H104ZM126 208V207H125ZM136 208V207H135ZM197 208V207H196ZM209 208V209H208ZM102 209V208H101ZM111 209V208H110ZM109 209V210H110ZM121 209V208H120ZM123 209V208H122ZM235 209V210H234ZM252 209V208H251ZM256 209V208H255ZM79 210H81L80 208H79ZM90 210V209H89ZM91 210H93L92 208H91ZM127 210V209H126ZM197 210H200V211H197ZM233 210L235 211V212H237V213H235V212H233ZM242 210V209H241ZM245 210H247V209H245ZM254 210V209H253ZM259 210V209H258ZM261 210H262V208H261ZM264 210V209H263ZM82 211H83V209H82ZM81 211V212H82ZM112 211V210H111ZM113 211H115V210H113ZM113 211H112V213H113ZM122 211V210H121ZM128 211V210H127ZM255 211V213H257V211L256 210H254ZM253 211V212H254ZM80 212V211H79ZM84 212V211H83ZM85 212H86V210H85ZM130 212V211H129ZM243 212V211H242ZM247 212V211H246ZM263 212V215H264V211H262ZM262 212L260 211V214L262 215ZM89 213V212H88ZM134 213V212H133ZM160 213V214H161ZM255 213H254V215H255ZM86 214V213H85ZM100 214H101V212H100ZM126 214H127V212H126ZM259 214V215H260ZM81 215V214H80ZM84 215V214H83ZM87 215V214H86ZM117 215V214H116ZM262 215V216H263ZM93 216V215H92ZM107 216H109V217H107ZM165 216V215H164ZM262 216L261 217H259V218H262ZM95 217V216H94ZM99 217V216H98ZM156 219H155V218ZM209 217V218H208ZM93 218V217H92ZM108 218H109V220H108ZM252 218V219H251ZM264 218V217H263ZM254 219V220H253ZM163 220L161 219V222H162ZM204 221L206 222L205 224H208V226H207V229L205 230V231H202V230H204V229H200L199 228V225L198 224H200L201 222H203L204 223ZM202 223V224H203ZM263 225V226H262ZM79 227H82V226H79ZM202 227V226H201ZM198 228L200 229V231H198ZM206 228V227H205ZM76 230V229H75ZM83 230H84V233H86V231H87V228H86V226L83 228ZM229 231L231 234H230V236L228 237L226 234H227V232H225V231ZM77 231H79L78 229H77ZM202 231V232H201ZM81 232H82V230H81ZM99 232H98V234H95V235H99ZM103 232V233H104ZM76 233V232H75ZM105 233V234H106ZM226 233V234H225ZM111 234V235H110ZM84 234H82V236H83ZM93 235V234H92ZM101 235V234H100ZM77 236V235H76ZM81 236V235H80ZM80 236H79V238H80ZM82 236H81V238H82ZM84 237H86V236H84ZM101 237H102V235H101ZM233 237V238H234ZM78 238V239H79ZM87 238H89L88 236H87ZM105 239V238H104ZM229 239V240H228ZM80 241V240H79ZM83 242H84V240H82ZM86 241V240H85ZM108 241V240H107ZM113 240H111V242L112 243H115ZM234 241V240H233ZM232 241V242H233ZM236 241V240H235ZM87 242V241H86ZM95 242V241H94ZM98 242V241H97ZM103 242H106V241H103ZM81 243V242H80ZM89 243V242H88ZM92 244H94V243H92ZM78 246V245H77ZM81 246V245H80ZM79 246V247H80ZM82 246H83V244H82ZM81 246V247H82ZM100 246V245H99ZM81 247H80V249H81ZM85 247H86V245H85ZM88 247V246H87ZM101 247V246H100ZM233 247V246H232ZM83 248V247H82ZM227 248V249H226ZM230 248V249H229ZM102 249H104V248H102ZM236 249H238V247L236 248ZM94 250V248L92 249V251ZM96 250V249H95ZM100 250V249H99ZM85 251H86V249H85ZM84 251V252H85ZM104 251V250H103ZM105 251H106V249H105ZM79 252H81V251H79ZM82 252H83V250H82ZM87 252V251H86ZM94 252V251H93ZM97 252V251H96ZM99 252V251H98ZM107 253H108V251H106ZM105 252V253H106ZM240 252H241V250H240ZM88 253H89V251H88ZM92 253V252H91ZM110 253V252H109ZM108 253V254H109ZM261 253H264V252H261ZM110 255V254H109ZM116 255V256H115ZM74 256H76V255H74ZM102 256V257H101ZM76 258V257H75ZM79 259V258H78ZM81 264V263H80ZM82 264H84L83 262H82ZM86 264V263H85ZM239 264H240V262H239Z\"/></svg>",
  "mask_w": 264,
  "mask_h": 264
}]
</instances>
